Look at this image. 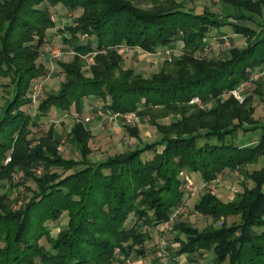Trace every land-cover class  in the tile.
Here are the masks:
<instances>
[{
	"label": "trees",
	"instance_id": "16d2710c",
	"mask_svg": "<svg viewBox=\"0 0 264 264\" xmlns=\"http://www.w3.org/2000/svg\"><path fill=\"white\" fill-rule=\"evenodd\" d=\"M145 1L149 7L142 6ZM219 2L231 7L226 19L208 8L189 10L184 0H0V181L11 182L22 172L37 187L17 209L7 194L0 195V264H125L143 253L151 230L183 204L184 171L199 173L209 184L224 170L241 175L242 191L224 202L206 189L194 210L212 222L199 229L173 221L175 254L207 253L209 264H264V123L253 118L251 96L241 103L232 94L223 98L264 65V34L254 26L264 27L257 20L264 0ZM57 4L81 10L59 29L74 56L58 63L64 77L56 91L39 99L34 118L23 107L32 104V81L46 73L38 59L55 26L48 6ZM227 25L245 36V46L232 45L217 58L198 54L211 29ZM81 34L90 42H80ZM175 41L182 42L181 53L150 76L123 67L119 48L154 53ZM87 54L94 61L88 76L81 58ZM85 98L102 100L106 113H136L160 138L94 162L88 158L92 134L81 119L66 137L80 160L62 156L52 124L37 140L30 137V126L52 107L80 114ZM244 123L260 129L258 140L225 143L239 129H249ZM126 131L138 137L136 127ZM146 152L152 156L143 158ZM250 165L259 167L249 170ZM64 213L66 224L52 235L45 223Z\"/></svg>",
	"mask_w": 264,
	"mask_h": 264
},
{
	"label": "rangeland",
	"instance_id": "374dc122",
	"mask_svg": "<svg viewBox=\"0 0 264 264\" xmlns=\"http://www.w3.org/2000/svg\"><path fill=\"white\" fill-rule=\"evenodd\" d=\"M186 8L195 12H201L204 8H208L214 11L218 16L226 19L228 15L224 6H222L219 0H184ZM149 1L143 3V7H149ZM51 19L55 23L53 29H48L45 42L40 48V59L46 63V73L34 79L31 83V87L34 84H42L41 90L38 93V99L32 104H27L23 109L32 117L36 118L38 101L43 98L46 92L56 91L59 87L60 81L63 79L64 75L59 67V62H69L72 60L74 53L72 45L67 44L63 41V34L60 32L63 26L71 24L76 16L81 13V10L70 11L64 6L57 4L55 6H48ZM249 14V13H245ZM257 20L264 25V16L262 18H257ZM256 27V26H255ZM257 29L258 26L256 27ZM60 29V30H59ZM225 31L227 34L226 40L222 41L216 34V29H211L210 35L206 39L207 44L198 54L204 55L208 58L221 57L223 56L226 49L232 45L239 47L245 46L246 39L243 35H233L234 31L231 26H224L220 31ZM212 34V35H211ZM232 35L234 36L232 38ZM211 36V37H209ZM231 36V37H230ZM233 39V41H232ZM90 37L87 39L84 37V41L81 39L80 42H90ZM175 46L171 48H158L154 53H146L139 49L136 51L134 49H128L123 51V67L132 68L136 73H141L144 76H150L152 73L159 71L165 66V62L169 61L172 56L181 53L182 43L180 41H175ZM58 49L61 52L60 56L53 57L52 51ZM119 52V51H118ZM83 61V71L85 75H89L87 72L89 66L93 64V55L87 54L82 56ZM48 61V62H47ZM264 65L256 67L249 71L247 78L241 83L235 91H237L238 96L241 99H237L231 90L223 95V98L228 97L232 94L241 103L246 96H251L253 100V105L255 106V112L253 114L254 120L257 124L264 123ZM5 82V79L0 78V84ZM262 82L263 85H260ZM30 87V92H31ZM30 94V93H29ZM4 91L0 86V113L4 107L3 99ZM104 102L100 99H84V110L77 114L74 109L69 112H61L60 110L52 107L45 115L38 117L36 125H31L32 134L30 137L37 140L42 136L48 127L52 124L56 135L61 138L59 144L60 153L64 158L80 160L79 151L68 143L66 137L71 126L76 121V119L83 120L87 127L90 129L92 137L88 141L91 153L88 155L91 161H100L107 156L123 152L125 150L133 149L137 146L143 145L148 142L157 141L160 138L156 128L152 126L147 120L138 118L135 114L134 121L127 125L124 121L123 116H118L116 119H108V114L103 110ZM209 106V105H208ZM101 112V113H100ZM89 117V121H85V118ZM162 121L167 122L168 119H163ZM244 127L249 128L245 132L239 129L236 133L228 136L224 139L225 143H232L236 145L239 141L249 142L248 144L254 143L258 140L260 135V129H251V125L243 124ZM126 127L138 129V137L131 136L127 131ZM243 136V137H242ZM152 152H146L143 154V158L151 157ZM259 167V165H250L247 168L253 169ZM54 171L61 174L63 171L60 169H53ZM34 175L38 176L41 174V169H33ZM70 171H67L69 173ZM187 173V174H186ZM184 180L191 182L193 189L191 191L185 192V206L174 220L175 222H187L189 225L202 229L209 225L212 221L210 218L195 212L194 205L199 201L200 196L206 189L212 190L214 194L222 201L228 200L230 197H234L239 191H242L243 179L241 175L236 171L224 170L221 172L215 181L204 185L199 173H188L184 171L182 173ZM187 181V182H188ZM250 185V181H248ZM32 190H37L36 184L31 178H24L22 172H16L13 175V180L9 182L8 180L0 181V195L3 193L7 194L8 200L14 209H17L21 202L28 201L32 195ZM17 199V203H15ZM234 220L230 217L229 222ZM67 221L66 214H62L56 220H49L45 224L50 230L52 235H56L60 228H62ZM171 225L165 230H160L159 227H155L150 232V238L145 242L143 248V253L131 257L125 264H175L173 260L177 255L175 254L178 249V243L175 241V236L177 234L176 230H171ZM40 244L48 247V243L44 238L40 239ZM162 248L163 258L157 255L158 250ZM191 260H194L196 264H209L208 260L210 255L204 254H193L190 255ZM190 260V261H191ZM189 262V261H187Z\"/></svg>",
	"mask_w": 264,
	"mask_h": 264
},
{
	"label": "built area",
	"instance_id": "2783aa9c",
	"mask_svg": "<svg viewBox=\"0 0 264 264\" xmlns=\"http://www.w3.org/2000/svg\"><path fill=\"white\" fill-rule=\"evenodd\" d=\"M84 37H86V39H87L88 35L87 34H81L80 35V39L82 41H84ZM124 50L125 49H122V48H119L118 49L119 53L120 52L122 53ZM52 55H53V57H57V56H60L61 55V52L58 49H54L52 51ZM41 86H42V84H40V83L37 84L36 83V84H34L31 87V92L29 94V97H30V100H31L32 103H34V102L37 101V99H38V93L41 90ZM232 93L235 95V97L237 99H241V97L238 96V93L239 92L237 93V91L234 90ZM190 102H196L197 103V102H199V100H198V98H193ZM107 114H108L107 115L108 116V119H116L118 116H123L124 117V121H125V123L127 125H129L130 123H132V121H134V118H135V114L133 112L126 113V114H121V113H107ZM89 120H90L89 117L85 118V121L86 122L89 121ZM187 181L188 180L186 178V180L184 181V184H183V188L184 189H187V191H191L193 189L192 184H191L190 181H188V182ZM203 184L206 185L207 183L204 182ZM185 192H186V190H185ZM184 204H185V202H183V204L175 207L172 210V213H171V216H170L169 220H167L166 222H164L162 225L159 226V229L160 230H162V229L165 230L166 228H168L173 223L174 219L177 218L178 214L180 212H182V210H183V208L185 206ZM157 255L163 258L162 255H164V254L162 253V248H160V250H158ZM164 264H166V263H164Z\"/></svg>",
	"mask_w": 264,
	"mask_h": 264
},
{
	"label": "crops",
	"instance_id": "0c3cea01",
	"mask_svg": "<svg viewBox=\"0 0 264 264\" xmlns=\"http://www.w3.org/2000/svg\"><path fill=\"white\" fill-rule=\"evenodd\" d=\"M225 9H227V10H229V11H231V7H229V8H225ZM264 16V13H263V15H262V17ZM254 26H256L257 27V25H254ZM55 27V26H54ZM53 27V28H54ZM53 28H51V29H53ZM223 28V27H222ZM222 28H220V29H216V34L218 35V34H225V35H227V34H229V33H226L224 30L223 31H220ZM258 28H259V32L260 33H263L264 34V27H261L260 28V26H258ZM220 32V33H219ZM210 33H212V32H210ZM212 35V34H211ZM233 35H239V34H236L235 32H234V34ZM232 35V38L234 37ZM46 36H48V33H47V35ZM231 37V36H230ZM234 39V38H233ZM233 39H232V41H233ZM181 42V41H180ZM182 43V42H181ZM175 46V43L174 44H172V45H170V46H161V48H171L172 46ZM173 46V47H174ZM158 48H160V47H158ZM157 48V49H158ZM157 49H156V51H157ZM128 49H126L125 51H127ZM134 50L136 51L137 50V48H134ZM124 51V52H125ZM40 59V58H39ZM38 62H40V63H42V65H44V67H47L46 66V63H45V61H43V60H38ZM48 62V61H47ZM243 137V136H242ZM249 142H246V141H243V142H241V141H239L238 143H236V145H244V144H248ZM194 174V173H193ZM240 192V191H239ZM233 198V196L232 197H230L228 200H226V201H224V202H227V201H230L231 199ZM177 256L176 257H174L173 258V260L176 262L175 264H196L195 262H194V260H191V258H190V255H188V254H180V255H178V254H176ZM191 260V261H190ZM187 261H189V262H187Z\"/></svg>",
	"mask_w": 264,
	"mask_h": 264
}]
</instances>
